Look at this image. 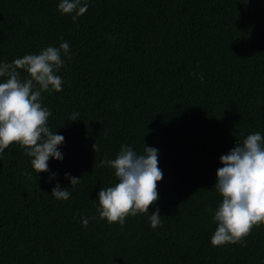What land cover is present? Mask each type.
<instances>
[{
	"label": "trees",
	"instance_id": "16d2710c",
	"mask_svg": "<svg viewBox=\"0 0 264 264\" xmlns=\"http://www.w3.org/2000/svg\"><path fill=\"white\" fill-rule=\"evenodd\" d=\"M59 2L0 0V63L65 41L72 57L62 90L42 93L63 159L35 174L18 144L0 154V264H264V226L214 247L209 211L220 156L264 136V0H86L75 22ZM121 146L157 149L163 172L149 214L123 226L97 212L117 182L100 162ZM56 184L68 200L51 195Z\"/></svg>",
	"mask_w": 264,
	"mask_h": 264
},
{
	"label": "clouds",
	"instance_id": "9594fccd",
	"mask_svg": "<svg viewBox=\"0 0 264 264\" xmlns=\"http://www.w3.org/2000/svg\"><path fill=\"white\" fill-rule=\"evenodd\" d=\"M87 8L86 0H60L57 5V10L70 15L74 22ZM69 53L70 46L65 41L59 47L48 46L38 54L0 63V78H4L0 82V154L18 144L31 158L35 174L49 171L50 158L63 159L58 146L64 137L50 130L48 119L52 113L43 106L42 93L62 90L63 80L57 73L64 65L63 57L72 59ZM21 71L26 73L23 79ZM198 79L202 81L203 76ZM78 115L73 113L70 120H78ZM92 149L100 150L96 143ZM219 162L222 167L216 170L214 187L221 200L215 210L209 206L215 224L210 238L214 247L242 243L254 227L264 226V136L255 132L237 140L232 149L220 156ZM105 165L114 170L117 182L97 194L99 219L123 226L129 216L149 214L150 206L159 199L157 187L163 178L158 150L144 146L142 154H138L130 146H121L115 159L100 162V166ZM65 176L69 185L80 182V177L67 173ZM51 195L68 200L71 194L56 184ZM160 217L157 208L149 215L150 227L161 226ZM89 219L95 217L83 218V227H87Z\"/></svg>",
	"mask_w": 264,
	"mask_h": 264
}]
</instances>
